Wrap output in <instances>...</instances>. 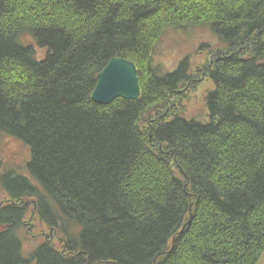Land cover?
<instances>
[{
	"label": "trees",
	"instance_id": "1",
	"mask_svg": "<svg viewBox=\"0 0 264 264\" xmlns=\"http://www.w3.org/2000/svg\"><path fill=\"white\" fill-rule=\"evenodd\" d=\"M194 23L222 48L207 122L168 108L193 79L188 59L155 64L161 35ZM115 57L139 68L142 94L100 105ZM0 133L31 149L30 177L1 180L0 264H258L264 0H0ZM29 212L58 243L27 255Z\"/></svg>",
	"mask_w": 264,
	"mask_h": 264
},
{
	"label": "rangeland",
	"instance_id": "2",
	"mask_svg": "<svg viewBox=\"0 0 264 264\" xmlns=\"http://www.w3.org/2000/svg\"><path fill=\"white\" fill-rule=\"evenodd\" d=\"M166 33L159 38V46L154 54L155 64L160 66L165 73H172L180 67L184 60L188 59L191 64L190 72L193 75V79L186 85L188 88H185L184 92L175 94L176 96L168 108L173 113L183 114L185 118L206 122L209 113L206 107V96L209 91L215 89L213 80L211 81L207 75L206 69L211 61L216 58L217 50L222 49L220 41L209 29L196 26L181 29L172 27ZM24 39L27 43L32 41L34 44L30 37H24ZM47 52V49L40 48L36 53L37 58L43 59ZM161 110L165 111V109ZM30 160L31 149L23 141L0 133V206L8 200V195L1 183L3 174L9 170H16L30 177L28 170ZM28 214L25 227L20 232L26 254L28 255V252L34 250L44 240L50 239L57 244L58 241L52 235L53 233L47 230L46 226L38 220V217H35L36 215L32 212ZM185 230L182 228V232ZM258 264H264V253Z\"/></svg>",
	"mask_w": 264,
	"mask_h": 264
},
{
	"label": "water",
	"instance_id": "3",
	"mask_svg": "<svg viewBox=\"0 0 264 264\" xmlns=\"http://www.w3.org/2000/svg\"><path fill=\"white\" fill-rule=\"evenodd\" d=\"M94 102L108 106L116 99L137 100L140 96L137 68L124 58H113L97 76Z\"/></svg>",
	"mask_w": 264,
	"mask_h": 264
},
{
	"label": "bare ground",
	"instance_id": "4",
	"mask_svg": "<svg viewBox=\"0 0 264 264\" xmlns=\"http://www.w3.org/2000/svg\"><path fill=\"white\" fill-rule=\"evenodd\" d=\"M191 27H193V26H196V27H200V28H206L204 25H202L201 23H194V24H192V25H190ZM161 37H163V35H161ZM35 50H36V53H37V51L40 49L38 46H37V44H35ZM159 46V45H158ZM36 48H38V49H36ZM37 55V54H36ZM115 58H117V57H115ZM118 58H121V57H118ZM113 59V58H112ZM111 59V60H112ZM124 59H126V58H124ZM111 60H109V61H111ZM127 61L129 60V61H131L134 65H135V67L137 68V78H138V80H139V89H140V96H139V98L137 99V100H133V101H138L139 99H140V97H141V94H142V89H141V85H140V78H139V68L136 66V64L132 61V60H130V59H126ZM109 61H108V63H109ZM107 63V64H108ZM107 66V65H106ZM105 66V67H106ZM105 67H104V70H105ZM103 72V71H102ZM101 73V72H100ZM152 73L155 75V74H157V71H155L154 69L152 70ZM97 79V78H96ZM210 79H211V81H212V78L210 77ZM213 82V81H212ZM96 86H97V83H96ZM96 86H95V88H96ZM95 88H94V90H95ZM93 90V91H94ZM95 92V91H94ZM93 92V93H94ZM92 96H93V94H92ZM93 100V99H92ZM96 103V102H95ZM208 115H209V113H208ZM207 118H208V116H207ZM209 120V118L206 120V122ZM182 170V169H181ZM191 219H190V221L188 222V223H186L184 226H183V228L184 229H186L189 225H190V223L192 222V220H193V218H192V216L190 217ZM21 232V231H20ZM19 235V237H20V239H21V242H22V245H23V240H22V237L20 236V233L18 234ZM23 247V246H22ZM24 249V248H23Z\"/></svg>",
	"mask_w": 264,
	"mask_h": 264
}]
</instances>
